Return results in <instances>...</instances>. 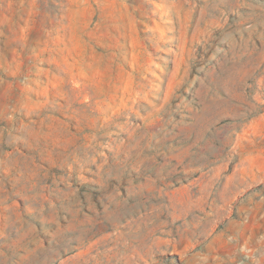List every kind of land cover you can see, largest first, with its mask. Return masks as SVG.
Listing matches in <instances>:
<instances>
[{
	"label": "rangeland",
	"instance_id": "obj_1",
	"mask_svg": "<svg viewBox=\"0 0 264 264\" xmlns=\"http://www.w3.org/2000/svg\"><path fill=\"white\" fill-rule=\"evenodd\" d=\"M0 264H264V0H0Z\"/></svg>",
	"mask_w": 264,
	"mask_h": 264
}]
</instances>
